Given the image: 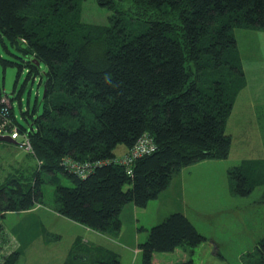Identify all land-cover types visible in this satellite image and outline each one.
Here are the masks:
<instances>
[{
  "label": "trees",
  "instance_id": "obj_1",
  "mask_svg": "<svg viewBox=\"0 0 264 264\" xmlns=\"http://www.w3.org/2000/svg\"><path fill=\"white\" fill-rule=\"evenodd\" d=\"M94 1L111 13L108 24L82 21V0H0V42L18 49L20 59L31 57L2 59L3 66H24L26 80L39 74L45 88L41 110L35 101L22 112L33 120L29 153L36 165L30 176L0 183V212L43 204L41 187L49 183L58 213L117 234L125 204L145 207L183 167L228 156L225 124L245 84L234 29L264 28V0ZM143 133L157 148L136 158L128 173L116 147L128 152ZM65 158L92 169L79 177ZM253 165L228 169L232 194L253 190ZM204 241L185 214L171 212L139 243L141 264H154L155 252L194 251ZM250 256L247 264H264V236ZM87 264L122 262L112 254ZM174 264L195 263L189 257Z\"/></svg>",
  "mask_w": 264,
  "mask_h": 264
},
{
  "label": "rangeland",
  "instance_id": "obj_2",
  "mask_svg": "<svg viewBox=\"0 0 264 264\" xmlns=\"http://www.w3.org/2000/svg\"><path fill=\"white\" fill-rule=\"evenodd\" d=\"M80 7L82 21L98 25L108 24V17L111 13L99 7L94 0H82ZM234 36L245 80L249 78L250 91L240 93L239 97H236L238 99L235 98L234 108L232 107L231 115L226 120L225 130L232 135L229 155L226 158L208 159L209 161L206 163H202V160L192 163L202 164L194 165L190 170H201L203 173L207 170L215 171V174L209 178V184L205 183L204 187L198 185L197 179L193 178V171L184 182V195H182L178 184L170 181L168 187L160 192L158 199L149 201L145 213L137 214L133 220L127 209L122 208L119 217L121 230L124 232V234L122 233L123 238L119 240L117 235H113L112 243L107 246L112 252L121 255V258L118 257L122 264L142 263L141 253L135 255V259H137H133V261H131L133 253H123L122 243L131 240L128 233L137 232L140 234L139 240L144 241L142 237L145 233L148 234V230L154 225L150 224L155 223L154 219L156 218L154 217H158V215L162 217L166 210L169 211L176 207L179 211L184 212L199 232L206 237V248L209 249L196 250L195 248L192 251L190 248H181L183 252H176L173 255L174 259L168 255V252L156 253L161 260V257L167 255L168 258L163 261L171 264L181 260L182 254L186 258H193L195 264H247L251 259L250 252L259 239L264 236V201H262L264 195V28H235ZM19 52L18 49L10 45L4 47L0 42V92L11 99L17 123L25 128H30L33 125V120L29 116H26V120L22 112L25 111L27 104L32 107L35 101L38 111L42 108L43 84L39 82V74L35 75L33 79L26 80L27 70L24 66L21 68L16 64L3 66L1 62L2 59H7L21 63L22 60L31 58L23 56L20 59ZM43 69L42 64L39 67V72L42 73ZM19 91L20 94H18ZM122 146L119 144L115 151H119ZM252 163L254 165L250 175L253 181H257L253 190L246 196L232 194L229 188L231 180L228 169L243 164L248 166ZM35 165L36 161L28 151L16 144L0 141V183L8 175L30 176ZM242 169L245 170L244 167ZM60 177L62 184L71 185L70 180L63 175ZM175 182H179V179ZM41 188L43 204L53 209L55 186L43 183ZM197 188L202 190L194 192L193 190ZM30 217H32L30 213L23 211L4 214L0 225V238L3 243L7 242L8 249L18 248L21 238L18 237V229L20 226L23 227ZM146 225H150L147 226V231L143 228ZM46 226L49 228L48 222ZM62 235V240L58 238L55 241L50 238L48 242L38 238L34 241V245L39 248L41 255H45L65 245L67 235L65 232H62ZM19 251L21 256L18 263L14 260L13 264H27L26 259L29 256L27 250L21 247ZM97 251H91L90 257L80 264L91 263L93 260L91 257L94 256V253H99V250ZM83 253L84 251L81 254ZM0 264L11 263L0 261Z\"/></svg>",
  "mask_w": 264,
  "mask_h": 264
},
{
  "label": "crops",
  "instance_id": "obj_3",
  "mask_svg": "<svg viewBox=\"0 0 264 264\" xmlns=\"http://www.w3.org/2000/svg\"><path fill=\"white\" fill-rule=\"evenodd\" d=\"M247 91H250L249 78L245 80L244 86L239 90L237 94L238 96L236 95V97H239L240 93H247ZM234 105L235 103L233 104V108H234ZM126 151H127V148L123 145L122 147L119 148V151H116V153L117 155H122L126 153ZM202 161H203L202 163L204 162L206 163L209 160L205 159ZM198 163L190 164L186 167H183L173 176L171 181L172 183H175L176 185L178 184V186L181 188L182 195H184V182H186V177L190 176L191 173L194 171V169L190 170V168L194 167V165H197ZM202 163L198 165H201ZM208 172H209V175H208ZM214 174H215L214 170H207L204 173L201 170H198V171L193 172V178L197 179L198 185L204 187L205 183L209 184L208 182L209 178L212 177ZM177 179H179V182H175L177 181ZM200 190L202 189L197 188L196 190H193V191L198 192ZM159 196L160 194L155 199H158ZM148 204L145 207H138V206H135L132 202H129L125 204L124 207L125 209H127L130 215V218L133 220L134 216H136L137 214L145 213L148 207ZM176 208L170 209L169 211L166 210V212H164L162 217L159 215L158 217H154L156 218L154 219L156 220L154 221L155 223H150V224L153 225V224L160 222L159 220L166 217L169 212L171 213V212L179 211V209H176ZM20 211L30 213L32 217L26 220V222L23 224L24 225L23 227L20 226V228L18 229L19 231L18 237L19 238L21 237V238H20V241L18 242L17 249H14V248L8 249L7 242L3 243L2 239L0 238V261L1 262H7V263L13 264L15 260V262L18 263V260L21 256V252L19 251L21 247H23L24 250H27L29 254V256L26 259L27 264H80L82 261L85 262L90 257V255L92 254L91 251L98 252L97 250H99V253L101 254L94 253V256L91 257L93 260L107 257L112 254H115L117 257L119 256L121 258V255H118L117 253L112 252L111 249L107 247L109 244L112 243L113 235H117V237H119V240L123 238L124 232L123 230H121V228H120L119 234L118 233L117 234L102 233V232L93 230L70 218H67L61 215L55 210V208L51 209L50 207L45 206V204H36L34 205V207L28 210H20ZM179 212H182V211H179ZM182 213L185 214L184 212ZM1 221H2V218L0 220V225H1ZM47 222L49 224V228L46 226ZM147 226H150V225H146L145 227H143L145 231L148 230ZM62 232H65L67 235V238L65 240L66 241L65 245H63L60 249H56L55 251H52V252L50 251L46 253L45 255H41V251L36 245H34V241L38 238H41L44 242H48L50 238L54 239L55 241L58 238L59 240H62L63 238ZM128 235L130 236L131 240L124 241L122 243L124 246L122 247V249L124 248L123 250V253L125 252L124 254H127V253L129 254L130 252L134 254L131 259V261H133V259H135V255L140 253L138 245L142 241L139 240L140 234H138L137 232H134V233L129 232ZM147 235L148 234L145 233L144 237L142 238H144L145 240ZM135 242H137V245H135ZM82 246H84V249H82ZM32 248H34V251H32ZM198 249H209V248H206V243L204 241L196 248V250ZM82 251H84L83 254H81ZM176 252L182 253L183 250H181V248H176L174 251L168 252V255L172 256L171 258L174 259L173 255ZM156 253L157 252H155L152 257L154 264H171L170 262L163 261L168 258L167 255L165 257H161L162 258L161 260L160 258H158V254ZM182 255H181L182 258H186L185 255L184 256Z\"/></svg>",
  "mask_w": 264,
  "mask_h": 264
},
{
  "label": "built area",
  "instance_id": "obj_4",
  "mask_svg": "<svg viewBox=\"0 0 264 264\" xmlns=\"http://www.w3.org/2000/svg\"><path fill=\"white\" fill-rule=\"evenodd\" d=\"M11 108V99L6 94L1 93L0 135H9L17 141L16 145H18L20 148L28 152H32V145L28 137L29 128L22 129L19 126L16 120V116H10ZM156 148L157 146L153 138L149 134L143 133L129 148L128 152L121 155L118 161L125 164L128 168V173H131V165L135 161V159L155 151ZM62 164L82 178L85 177L92 169V164L90 162L77 163L68 158L63 159ZM1 218L2 213L0 212V220Z\"/></svg>",
  "mask_w": 264,
  "mask_h": 264
},
{
  "label": "water",
  "instance_id": "obj_5",
  "mask_svg": "<svg viewBox=\"0 0 264 264\" xmlns=\"http://www.w3.org/2000/svg\"><path fill=\"white\" fill-rule=\"evenodd\" d=\"M31 61L34 62L36 65H39V61L37 59L32 58ZM44 92H45V88H43L42 97L44 96ZM32 108H33V106L29 107V104H27V107H26L25 111L26 110H30ZM0 141L12 143V144H16L17 143V141L14 138L10 137L9 135H0Z\"/></svg>",
  "mask_w": 264,
  "mask_h": 264
},
{
  "label": "bare ground",
  "instance_id": "obj_6",
  "mask_svg": "<svg viewBox=\"0 0 264 264\" xmlns=\"http://www.w3.org/2000/svg\"><path fill=\"white\" fill-rule=\"evenodd\" d=\"M133 164V163H132Z\"/></svg>",
  "mask_w": 264,
  "mask_h": 264
}]
</instances>
